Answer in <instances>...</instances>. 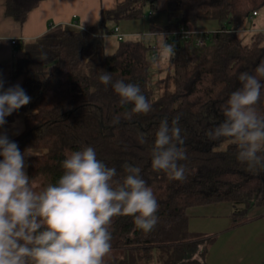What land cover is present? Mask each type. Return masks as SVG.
<instances>
[{
	"label": "trees",
	"instance_id": "16d2710c",
	"mask_svg": "<svg viewBox=\"0 0 264 264\" xmlns=\"http://www.w3.org/2000/svg\"><path fill=\"white\" fill-rule=\"evenodd\" d=\"M40 1L5 0L6 14L22 22ZM155 2L122 0L85 29L55 25L38 38L19 42L13 74L23 77L21 87L31 101L6 117L10 121L26 113L24 130L9 139L20 151H42L27 157L28 175L41 185L62 175L65 149L93 147L98 159L116 167L118 177H123L125 163L141 169L159 202V223L146 234L131 217H114L107 264H208L206 255L217 235L189 231L187 209L226 201L234 228L253 221L251 211L264 206V169L250 170L240 162L229 140L207 137L223 121L228 98L241 86L240 73L255 74L264 62V32H240L264 0H168L166 21L150 28L173 33L178 45L165 67L155 70L156 77V50L142 38L121 37L113 52L105 50V38L116 25L143 18L156 9ZM209 22L213 28L205 30L209 40L203 48L194 46V39H179L178 32ZM102 71L111 73L113 82L138 84L151 111L129 115L132 105H121L112 86L99 82ZM256 107L264 115V88ZM176 116L185 141L187 159L179 162L187 170L185 181L169 180L151 166L161 120L171 124Z\"/></svg>",
	"mask_w": 264,
	"mask_h": 264
},
{
	"label": "clouds",
	"instance_id": "9594fccd",
	"mask_svg": "<svg viewBox=\"0 0 264 264\" xmlns=\"http://www.w3.org/2000/svg\"><path fill=\"white\" fill-rule=\"evenodd\" d=\"M159 55L163 59L175 55L174 45L163 34ZM260 78H264V62L255 74L240 73L241 86L228 98L223 121L207 132L211 141L224 138L234 144L237 159L250 170L264 169V115L256 107L264 88ZM98 79L112 86L121 105H132L129 115L151 111L138 84L113 82L106 71ZM4 85L0 78V128L6 117L31 101L19 84ZM179 121V116L171 124L167 118L161 120L151 166L169 180L185 181L187 170L179 162L187 156ZM27 155L29 149L21 153L16 142L0 133V264H107L113 252L114 217H131L135 228L146 234L159 223V202L139 167L125 163L124 175L118 177L116 167L98 159L93 147L65 149L62 175L55 183L37 186L26 171Z\"/></svg>",
	"mask_w": 264,
	"mask_h": 264
},
{
	"label": "crops",
	"instance_id": "0c3cea01",
	"mask_svg": "<svg viewBox=\"0 0 264 264\" xmlns=\"http://www.w3.org/2000/svg\"><path fill=\"white\" fill-rule=\"evenodd\" d=\"M122 0H41L34 8L26 14L25 19L20 22L6 14V2L0 0V37L9 36L10 38L0 41V78L5 82V88L19 84L22 86L23 77L13 74V62L16 56V48L19 42H24L38 38L45 33L48 28L55 25H62L66 28L85 29L100 20L101 12L116 6ZM168 0H156V9L148 11L147 15L141 19L127 20L120 22L117 26L118 32H122L123 37L142 38L143 41L156 50V65H162L165 59L159 55V39L162 34L153 33L151 25H161L166 21L165 9ZM258 15V13H257ZM255 15V16H257ZM254 16L251 15L250 18ZM248 22V21H247ZM247 22L241 32L247 30ZM213 28V27H211ZM149 30V31H148ZM252 31H263V25H252L248 29ZM149 33V34H148ZM121 34V33H120ZM110 35L108 37H113ZM134 36V37H132ZM164 38L169 36L163 33ZM122 37V38H123ZM17 40L12 44L11 40ZM152 53H155L153 51ZM25 112L16 114L13 119L0 128V133H6L9 138L20 134L24 128ZM30 155L42 153L39 149L28 148ZM27 149L21 151L25 153ZM28 174V166L26 167ZM231 205L228 202H217L206 205L193 206L187 209L189 231L222 232L230 221ZM250 215L254 217L249 226L256 228L253 236H246L250 240H255L251 246L260 250L264 256V206L256 207ZM221 233V234H222ZM223 235V234H222ZM214 244H218L223 236ZM230 233L224 235L229 236ZM213 248L206 255L208 264H222L212 255ZM212 256V257H211ZM213 258V259H212Z\"/></svg>",
	"mask_w": 264,
	"mask_h": 264
},
{
	"label": "rangeland",
	"instance_id": "374dc122",
	"mask_svg": "<svg viewBox=\"0 0 264 264\" xmlns=\"http://www.w3.org/2000/svg\"><path fill=\"white\" fill-rule=\"evenodd\" d=\"M263 25L264 24V6L258 11V15L254 16L253 18H249L247 22V30L245 32H241L242 34L248 35L249 28L252 25ZM212 23H203L200 25L201 29L209 30L211 29ZM149 31V30H148ZM122 35V32H120ZM149 34V33H148ZM123 36V35H122ZM134 37V36H132ZM117 37H106L105 38V50L107 52H113L116 44H117ZM162 39V38H161ZM159 39V43L160 40ZM165 41L166 38H164ZM169 39V38H168ZM159 47V44H158ZM167 60V59H165ZM166 62L162 64V68L165 67ZM159 66H152V75L154 77L157 76L156 69L160 68ZM164 76V73H162V77ZM226 143L222 144V147H225ZM37 186L41 185V181L37 180L34 181ZM252 222V221H251ZM251 222L245 223L243 225L231 228V220L229 221L228 225L225 226L223 233L222 232H205V231H199L201 233H208V234H216L217 238L214 240L215 242L211 245L208 252H210L213 248L212 255L216 260H218L222 264H264V256L260 250H257V248H253L251 245L254 244L255 240H250L248 238H245L246 236H253L256 231V228H252L250 225ZM198 231H192V232H198ZM223 235H222V234ZM230 233L229 236H224L226 234ZM223 236L219 242V245L217 244L214 248V244L217 242L218 239H220V236ZM212 257V256H211ZM213 259V258H212Z\"/></svg>",
	"mask_w": 264,
	"mask_h": 264
},
{
	"label": "built area",
	"instance_id": "2783aa9c",
	"mask_svg": "<svg viewBox=\"0 0 264 264\" xmlns=\"http://www.w3.org/2000/svg\"><path fill=\"white\" fill-rule=\"evenodd\" d=\"M252 15L255 16L257 15L256 11L252 12ZM112 35L116 36L117 38H121L123 37L119 32H118V28L117 26H115L112 30ZM178 37L180 40H190V39H194V46L199 47V48H203L204 45H206V42L209 40L208 36H206V32L204 29H197V30H182L180 32H178ZM167 36H169L166 40L167 43L173 44L174 48L178 45V41L175 39L174 34H168ZM12 44H16L17 40H11Z\"/></svg>",
	"mask_w": 264,
	"mask_h": 264
}]
</instances>
